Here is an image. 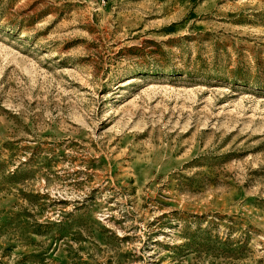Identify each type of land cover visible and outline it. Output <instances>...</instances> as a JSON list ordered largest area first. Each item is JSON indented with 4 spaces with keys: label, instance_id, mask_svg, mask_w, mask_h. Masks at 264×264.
<instances>
[{
    "label": "rangeland",
    "instance_id": "374dc122",
    "mask_svg": "<svg viewBox=\"0 0 264 264\" xmlns=\"http://www.w3.org/2000/svg\"><path fill=\"white\" fill-rule=\"evenodd\" d=\"M0 264H264V0H0Z\"/></svg>",
    "mask_w": 264,
    "mask_h": 264
}]
</instances>
